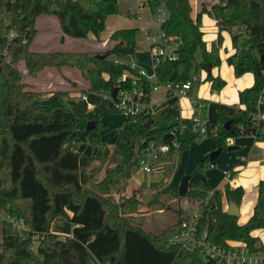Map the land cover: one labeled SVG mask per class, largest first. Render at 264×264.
<instances>
[{
    "label": "trees",
    "instance_id": "trees-1",
    "mask_svg": "<svg viewBox=\"0 0 264 264\" xmlns=\"http://www.w3.org/2000/svg\"><path fill=\"white\" fill-rule=\"evenodd\" d=\"M164 2L169 18L163 25L171 42L178 46L175 61L161 60L154 65L155 81H150L141 68H133L126 60L137 49L140 28L115 30L111 45L101 54L86 51H39L32 45L38 34L36 20L41 15L58 18L64 36L85 39L90 33L100 37L109 16L119 14L120 0H0V210L12 217L24 219L31 229L20 233L12 222L3 224L0 264H219L206 259L200 250H190L179 244L166 245L146 230L138 217L141 206L157 205L163 209V187L150 200L144 201L137 192L125 193V177L138 168L142 148L151 140L177 139L180 148L168 157L177 156L194 143H201L207 133L196 131L190 118L176 119L168 112L138 120L127 117L122 124L127 140L108 144L101 140L105 127L100 115L88 112L73 120L35 122L38 112L51 113L65 107L66 92H53L46 99H36V92L23 81L21 62L29 75H36L47 67L61 69L75 67L89 83V91L111 92L115 88L142 90V102L151 103L152 91L166 83H181L190 79L199 66L207 69L221 65L222 31L232 32L235 49L228 58L235 74L252 72V86L239 93L240 105L230 116H220L218 132L214 136L216 149L229 147V138L253 135L264 141V0H204L199 3L196 18L190 0H145L152 11ZM9 18L4 19L3 14ZM207 14L219 24V34L209 48L202 30V15ZM10 21L8 24L7 22ZM237 28L238 31L233 30ZM17 31L10 44L2 34ZM8 49L5 54L4 50ZM119 61H116L115 59ZM213 89H221L226 81L208 73ZM118 97L107 99L109 112H118ZM202 103L201 108L198 107ZM206 99L192 98L194 113L206 124ZM230 120L229 128L225 123ZM148 121H152L149 127ZM94 126L87 128L88 123ZM83 130L89 143L97 147L96 154L77 152L67 143L73 130ZM134 142V143H132ZM168 159V158H167ZM166 161L163 163V166ZM216 160L210 154L197 165L204 171ZM105 166V167H104ZM104 167V168H103ZM101 178H99L100 176ZM179 197L177 187L171 189ZM213 192L216 216L208 223L200 220L201 231L207 230V241L226 246L230 241H242L256 250V229L264 228V182L250 219L240 224L238 217L223 210L222 201L240 204L244 189L226 184L224 190L190 181L187 197L205 199ZM119 196V199L112 195ZM182 213L181 207L178 209ZM65 217L74 224L72 236L51 231L57 217ZM40 234L36 249L34 236ZM165 234V233H164ZM264 250V245L261 248Z\"/></svg>",
    "mask_w": 264,
    "mask_h": 264
},
{
    "label": "rangeland",
    "instance_id": "rangeland-1",
    "mask_svg": "<svg viewBox=\"0 0 264 264\" xmlns=\"http://www.w3.org/2000/svg\"><path fill=\"white\" fill-rule=\"evenodd\" d=\"M121 1L128 4L129 11L126 14L119 13L117 15L109 16L106 20L105 28L99 38H97L93 34H90V36L85 39L77 40H75V38L73 37H66L64 36L63 31L59 28L60 24L56 16H39L36 20V28L38 29V34L35 38L32 48L39 51H86L91 54H101L111 45L110 40H108L106 44L102 40H105L110 32H112V30H114L115 28H133V26L136 28H142L144 22L141 18V14L143 15L144 19H147L148 21L152 20L151 8L148 5H143V2L145 0H120V2ZM201 1L204 0H191L193 15H197L199 3ZM2 17L4 19L9 18L8 14L6 13H4ZM202 26L203 31L205 32V37L208 40H214L218 34V27L214 18L210 17L207 14H204L202 19ZM224 35L225 38L229 41V34L224 33ZM110 36L111 35H109V38ZM88 38H91L94 41H90ZM101 44L105 47L102 50L100 46ZM137 45L138 49L136 51V59H138L139 62L143 65L145 71L149 75H152L153 65L151 63L152 60H150L151 54L145 38L144 30H141L139 36L137 37ZM130 62L133 61L131 60ZM65 67H69L70 70L79 72L81 76L85 80H87L83 76L81 71L77 68L71 66H64L62 68ZM19 68L23 72V81L29 85L30 89L33 90V88L38 86L35 84V81H37V83L39 81L43 83L42 80L44 79V77H49V79L46 80L43 85L44 90L50 88V91H52L51 93L57 91L66 92L65 107L56 108L51 113L38 112L36 113L35 121L54 119L70 121L74 118L82 117L88 112H93L100 115V121L105 125V127L101 130V140L103 142L114 144L118 140H127V134L122 127V124L126 119V117H124L125 115L118 112L111 113L108 111L106 96L109 95V92L96 93L87 91V98L83 99L82 95L85 93V91L83 90L85 89V86H82V88H79L75 93V95H77L76 99H68L67 97H70V93H73L74 91L71 88H73L74 86L77 87V85L74 84L73 86L71 84V88L63 89L60 85H51L50 81V77H52V74H63V70H61L62 68L59 69L56 67H47L45 68L47 70L44 69L36 74L38 76L39 74L41 75L38 79L35 78L36 75H29L27 73L23 62L20 63ZM58 70H60V72ZM196 72L198 73V75H205V70L201 66H199L197 70L194 69L192 74ZM52 79L55 80V77H52ZM57 81H59V79H57ZM209 82L210 81L206 79H198L194 86V95L196 97H200V91L203 90L204 87H209ZM36 98L42 100L48 97L46 96V93H39ZM182 104L184 105V103ZM87 135L88 134H85L83 130L75 129L72 131L71 135H69L67 143L70 144L74 150H76V148L78 147L79 150H81V152L85 155H92L94 147L89 143V141H87L88 138L87 140L84 138L87 137ZM212 139L213 137L208 129L205 140H210L211 142ZM77 142H79L78 145ZM213 150L215 149H211L208 151V147L205 144H203L202 146L195 145L194 147H190L180 154L179 162H177V156L173 155L167 159L164 166L162 163L160 166L155 168L152 173H146L139 168H134L132 170L131 177H125V193L130 195L134 192H137L139 196L146 202L150 200L163 187L167 188L164 193L160 194L161 199L165 201V206H163V209H159L157 205L151 206L149 204H145L141 206L140 213L136 214V216L138 217V222H140L146 230H150L157 235L162 234L160 238L162 242H164L167 236L172 233V230L180 216L178 213V209L180 207L184 208L183 215H187L193 212V208L189 207V205L187 204V201H189L190 198L180 196L176 197V194H173L174 190L172 192L171 189L177 187V192L179 194L178 188L182 178L185 175H192V181L214 185L219 184V181L222 179V169L221 165L219 164V158L221 156L216 159V168L208 167L204 171H196L197 165L205 158L206 155L210 154ZM99 178H101V176ZM112 196L116 200L119 199V196L115 194ZM214 206V201H211L210 204H205L203 206V218L207 223L211 218H214L216 216L217 209ZM8 215L9 214L7 211L0 210V250L2 249L1 243L3 241V224L5 222H9ZM73 226L74 224L72 222L62 216L57 217L52 222V228L56 231L55 233L57 234H65V232L71 233ZM14 228L18 229L16 225H14ZM24 231H22L21 233H23ZM37 245V241L34 239V249H36Z\"/></svg>",
    "mask_w": 264,
    "mask_h": 264
},
{
    "label": "crops",
    "instance_id": "crops-1",
    "mask_svg": "<svg viewBox=\"0 0 264 264\" xmlns=\"http://www.w3.org/2000/svg\"><path fill=\"white\" fill-rule=\"evenodd\" d=\"M191 5H192V2H191ZM128 11H129V7H128ZM151 14H152V20H149V21L147 19H144L143 15L141 14V18L144 24L142 28L139 27L141 30H144L145 32V38H146L149 48H150V43L148 40V35L149 33L153 34L156 32V29L154 27V16H153L152 9H151ZM192 15H193V7H192ZM203 15H202L201 20L203 19ZM196 16L197 15H193V18H196ZM216 24L218 27V34H219V24L217 23V21H216ZM59 28H60V25H59ZM117 29L119 28H115L114 30H112V32H110L109 35H111V33H113ZM202 30H203V26H202ZM233 31L237 32L238 29L235 28ZM224 33L229 34V41L225 38ZM90 34H93V33H90ZM90 34L88 35V37L90 36ZM218 34L215 37V39L218 37ZM109 35L107 36L105 40H102L105 42V44L109 40ZM222 35H223V44H222V47L220 48L221 65L212 67L211 74L215 77H221L222 79L226 81V84L223 88L213 89L212 83L210 81L209 87L207 88L204 87L203 90L200 91V97H196L194 95V86H195V83L198 81L197 80L194 83L193 88L190 90L189 95L182 96V97H174L169 94V91L165 85H160L152 91L151 98H150L151 100L150 105H148L145 109V112L136 119L142 120V119L147 118L150 115H154L156 117L162 112H168L172 116H174L176 119L191 118L194 113L192 98L206 99L209 101L206 126L209 129V132L212 135L213 139L211 142L210 140L204 139L201 143H194L191 146V148L194 147L195 145L202 146L203 144H205L208 147V151L211 149H216V141L214 139V136L218 132L220 116L230 117L234 113L236 107L240 106L244 108L243 105H240L239 93L243 89L252 86L255 81V77L252 72H246L240 76H237L235 74L234 67L229 65L227 62V58L235 51L233 44H232V32H230L229 30H224L222 31ZM66 37H69V36H66ZM77 39L78 38H75V40ZM88 39L90 41H94L91 38H88ZM204 39L207 42V45L209 48L212 46V43L215 41V39L212 41L208 40L205 37V32H204ZM100 46H101V50L105 48L104 45L102 44ZM131 60L133 62H130ZM150 60L152 59L150 58ZM126 61L130 64H135L141 67L149 77H153L154 79V76H155L154 66H153L152 75H149L145 71V68L139 62V60L136 59V53L132 57L128 58ZM61 70H63V74L61 73H56V75L52 74V77H55V80H53L52 77H50L51 85H57V86L60 85L62 86L63 89H69L71 88L70 87L71 84L73 86L74 84H76L77 87L74 86L73 88H71L74 91L73 93L72 92L70 93L71 96L67 97L68 99L69 98L76 99V96H77L75 95L76 91L79 88H82V86H85V89H83L85 93L82 95V98L83 96H86L87 98L86 92L89 91L88 81L85 80L79 72L70 70L69 67L62 68ZM204 70H205V75H201V74L198 75L197 72L194 73V75L196 76L198 75L197 77L200 80L202 79L205 80L208 75V70L207 69H204ZM58 71L60 72V70ZM40 76H41L40 74L39 76L36 75L35 78L38 79L40 78ZM48 79L49 77L47 78L44 77V79L42 80L43 83H41L40 81L37 83V81H35V84L40 87L39 88L37 86L33 88V90L37 93L36 97L39 93H46L47 97H49L52 94L51 93L52 91H50V88L45 89V90L43 89V85L45 81ZM57 79H59V81H57ZM110 96H111L110 94L106 96V99L110 98ZM262 100L264 101V95H263ZM72 101H75V100H72ZM182 103H184L185 106ZM35 116L36 114L33 117V121H35ZM263 118H264V115H263ZM54 120H60V119H54ZM46 121H49V120H41V121H35V122H46ZM84 138L87 140V137H84ZM79 142H77V145L79 144ZM228 144L229 146H235L236 149L233 151H228V150L222 151V153L219 155V157L221 156L219 158V164L221 165V169H222V175H223L222 179L219 181V184L217 185L209 184V183L208 184L204 183V184L210 185L216 189L224 190L226 184H229V183L224 178L223 172L226 169L230 170L232 174V180H233V185L231 186L233 188L242 187L244 189L243 198L240 204H238L239 212H240V215L238 217V222L240 224H244L250 219V217L254 213V208L256 206V203L258 201V196H259V186L261 182H264V141H258L255 138V136L247 135V136H241L238 138H232V141L229 142ZM76 150L77 152H81V150H79L78 147L76 148ZM96 152H97V147H94L93 154H96ZM176 153L177 152L174 151V154ZM167 158L169 157L168 156L165 157L163 163L167 161ZM229 204L230 202H228L226 198H223L222 206H223L224 211H228ZM181 209H182L181 215H183L184 208L181 207ZM51 231L53 233L56 232L55 230H53L52 227H51ZM72 233H73V229L71 233L65 232V234H59V235H62L64 237L72 236ZM253 235L258 237V239H260L262 244L264 245V228L254 230Z\"/></svg>",
    "mask_w": 264,
    "mask_h": 264
},
{
    "label": "built area",
    "instance_id": "built-area-1",
    "mask_svg": "<svg viewBox=\"0 0 264 264\" xmlns=\"http://www.w3.org/2000/svg\"><path fill=\"white\" fill-rule=\"evenodd\" d=\"M152 12L154 16V27L156 29L155 33H149L148 35L152 64L154 66L161 60L175 61L179 57L178 46L171 42V38L167 36L163 29L164 23L169 18V10L166 4L162 1ZM2 35L6 37L7 44L9 45L11 40L17 36V31L11 29ZM4 53L7 54L8 49H5ZM115 60L119 61L117 58ZM130 65L133 68L137 66L135 64ZM141 72L146 74L142 68ZM148 78L150 81H155V76L154 79L149 76ZM197 80L198 77L193 75L190 79L184 82L166 83L165 86L171 96L182 97L189 95L190 90L193 88L194 83ZM133 82L135 87L131 90L118 91V100L115 102V107L121 111V114H124L126 118L130 117L136 119L145 112L146 105L141 100L142 90L137 87V79L134 78ZM83 98L86 99V96H83ZM202 106L203 104L200 102L198 107L201 108ZM190 119L194 130L200 131L201 133L208 132V128L206 124L202 122L200 114L193 113V116ZM231 141L232 138H229L228 143ZM180 145V142L175 138L167 142L158 140L147 142L142 148L139 156L138 168L146 173H152L155 168L163 163L165 157H167L172 150L177 151L180 148ZM214 167H216V165L212 164L210 168ZM223 174L227 182L230 185H233L231 171L226 169ZM212 195L213 192H211L205 199H189L187 204L189 207L193 208V212L180 216L172 233L167 236L163 243L166 245L179 244L186 249L200 250L206 259L214 260L219 264H264V250L262 249L252 250L247 243L242 241H230L228 245L222 246L210 243L206 240L208 232L207 230L201 231L200 220L203 218V206L214 201L212 200ZM8 216V221L12 222L13 225H16L18 228L16 230L20 233L24 230L28 231L31 229L30 225L27 224L24 219H17L10 215ZM39 238H43L42 235L37 234L34 236L37 244L39 243Z\"/></svg>",
    "mask_w": 264,
    "mask_h": 264
},
{
    "label": "water",
    "instance_id": "water-1",
    "mask_svg": "<svg viewBox=\"0 0 264 264\" xmlns=\"http://www.w3.org/2000/svg\"><path fill=\"white\" fill-rule=\"evenodd\" d=\"M127 12H128V4L125 3V2H122V1L119 2V13H120V14H126ZM7 23L9 24L10 21H8ZM107 56H108L107 54H99V55H97V57H99V58H105V57H107ZM211 68H212V65H211V64H208V66H207L208 73H211ZM118 91H119V88H115V89L111 92V95H112L113 97H116L117 94H118ZM151 123H152V121H148V122L146 123V126L149 127V126L151 125ZM230 124H231V121L228 120V121L225 123V125H224L225 128H229ZM93 126H94L93 122H90V123H88L87 128L90 129V128H92ZM132 143H134V142H132ZM235 149H236L235 146H229L227 150H228V151H233V150H235ZM222 151H223V149L220 148V147L217 148V149H215V150H213V151L210 153V159H211L212 161L216 160V159L219 157V155L222 153ZM191 178H192L191 175H185V176L182 178L181 183H180L179 188H178V190H179V196H180V197H187L188 192H189V185H190ZM228 213H229L230 215H232V216L239 217V215H240V212H239V205L236 204V203H230V204H229ZM262 246H263V244H262L261 240L258 239V240L256 241V243H255V248H256V249H261Z\"/></svg>",
    "mask_w": 264,
    "mask_h": 264
}]
</instances>
